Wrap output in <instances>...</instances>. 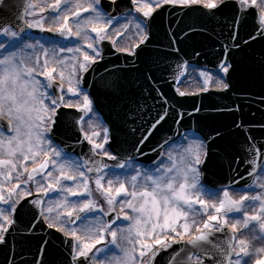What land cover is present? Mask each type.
<instances>
[{"label": "snow or ice", "instance_id": "snow-or-ice-1", "mask_svg": "<svg viewBox=\"0 0 264 264\" xmlns=\"http://www.w3.org/2000/svg\"><path fill=\"white\" fill-rule=\"evenodd\" d=\"M7 7L0 0V8ZM110 7L119 8L120 0H110ZM29 8L35 5L25 4L14 17L0 18L3 264H16V249L32 240L37 247L29 264H154L161 251L175 244L184 254L180 264H264V143L248 135L245 147L237 149L221 128L212 127L203 137L158 142L151 151L159 159L147 167L136 154L146 155L143 147L167 119L177 125L184 120V112L170 117L165 107L134 140L132 154L113 147L128 123L120 106L133 83L131 73L152 79L153 66L180 53L195 35L215 34L225 50L218 66L224 75L200 71L199 92L228 91L237 70L235 57L253 44L262 46L264 67V0H128L122 31H111L118 20L102 0H52L40 8L41 13L51 10V22L36 18ZM168 8L180 10L189 22L166 31L167 43L152 47L157 17ZM30 29L75 38L76 44L42 42L27 35ZM129 31L130 42L120 46L118 39ZM106 40L131 67L114 64L110 71L105 66L107 75L89 84V75L104 61ZM137 62L143 71L135 67ZM187 67L188 61L177 64L183 72ZM177 92L180 97L195 94ZM105 108L116 118L105 117ZM233 125L243 127L242 122ZM77 131L90 146L82 158L74 157L71 145L57 136ZM137 131L129 128L128 134ZM177 149L181 151L174 155ZM105 159L123 171L112 173ZM240 163L248 165L252 183L237 190L243 192L238 199L227 188L205 186L213 170L218 174L225 164L231 168Z\"/></svg>", "mask_w": 264, "mask_h": 264}, {"label": "water", "instance_id": "water-1", "mask_svg": "<svg viewBox=\"0 0 264 264\" xmlns=\"http://www.w3.org/2000/svg\"><path fill=\"white\" fill-rule=\"evenodd\" d=\"M102 2L107 12L112 16L126 15L128 0H120V7L116 9L110 7V0H102ZM5 3L8 7L0 8V13H16L27 4V0H5ZM188 22L180 10L168 8L161 16L157 17L153 29L154 43L152 47L157 46V42L161 41L166 44L165 32H175L178 27L184 26ZM217 31H219L218 28ZM241 35L245 36V33L242 31ZM104 49V61L96 66V72L89 75V84L98 80L100 76L107 75L105 66L110 71L113 70L114 64L120 69L131 67L124 54L116 53L109 42L105 41ZM193 49L200 55L196 56ZM224 52L225 50L221 48L215 34L210 32L199 34L195 35L187 45L182 46L180 53H176L168 60L158 61L153 66L152 79H145L141 73L132 72L133 83L128 90L126 103L120 106L122 114L128 113V123L124 125V130L119 133L113 147L124 155L132 154L134 140L150 127L157 114L162 113L165 107L168 108L170 117L174 112H184V120L181 125H177L172 118H169L153 133L147 145L143 147V152L146 155L136 154L137 159L143 164L150 165L159 159L156 153L151 151V148L158 142H162L168 137L179 139L188 130H193L203 137L211 131L212 127H219L235 142L237 149L241 150L245 147L248 135H251L258 144L264 143V129L260 128V125L264 124V67L261 66L262 46L260 44H253L251 48L237 54L235 57L237 70L231 73L232 86L228 91L209 89L208 92H198L185 97L178 95L176 87L186 74L182 69L177 68L178 63L188 61V64L203 70L218 72ZM118 57L119 59H117ZM135 67L141 68L143 71V66L139 62ZM160 93H163V98ZM165 98L167 105L164 103ZM194 107L201 108V112H194ZM237 109L239 110L237 111ZM188 113L193 114L189 116ZM104 115L107 118H116L107 108L104 110ZM205 117L207 118L205 119ZM233 121L242 122L243 127L236 128ZM129 128H136L138 131L133 136L128 134ZM57 136L59 140L71 145L72 153L80 158L89 154L90 146L83 141V137L79 136L78 131L61 132ZM104 162L110 168L115 163L106 159ZM247 170L248 165L245 163L233 164L231 168L225 164L221 172L217 174L213 170V174L203 182L212 189L244 188L246 184L252 182L247 175ZM39 235H44V233H39ZM36 247L35 240L25 242L23 248L18 247L14 256L16 264H29ZM183 256L181 245L175 244L166 251H161L155 257L154 264H180ZM3 261L4 253L0 252V264H3Z\"/></svg>", "mask_w": 264, "mask_h": 264}, {"label": "flooded vegetation", "instance_id": "flooded-vegetation-1", "mask_svg": "<svg viewBox=\"0 0 264 264\" xmlns=\"http://www.w3.org/2000/svg\"><path fill=\"white\" fill-rule=\"evenodd\" d=\"M40 2H41V0H28V4H34V5H35V9H34V11H35L36 14H37L36 18H39L40 16H43V17L46 18V20H47L48 22H51V20H52V16H51V14H50V10H46V11H44L43 13L40 12V8H41V7H44L48 2H45V4H44L43 6H41V3H40ZM31 10H32L31 8L28 9L29 12H30ZM124 18H125V17H123V18L120 17V19H122V20H124ZM29 19L31 20L32 17L29 16ZM120 19H119V20H120ZM119 22H121V21H119ZM119 22H118V23H119ZM116 24H117V22L114 21V25H113V28H112L111 31H116ZM27 35L32 36V37L39 38L42 42H43V41H47V40H49V39H55L56 42L59 43L60 45H63V46H65V47H70V46H69V42H62V41H59L57 38L52 37V36H44V35H42V32H40L39 29H30V30L27 32ZM0 39H4V38H3V37H0ZM128 40L130 41V38H128ZM30 42H33V41H30ZM121 46H123V45H121ZM61 55H67V56H68V53H64V54H61Z\"/></svg>", "mask_w": 264, "mask_h": 264}, {"label": "trees", "instance_id": "trees-1", "mask_svg": "<svg viewBox=\"0 0 264 264\" xmlns=\"http://www.w3.org/2000/svg\"><path fill=\"white\" fill-rule=\"evenodd\" d=\"M118 27H121L120 25L116 26V29H118ZM198 69L191 67L189 69V72L186 76V78L183 80V82L177 87V89L179 91H186L189 93L192 92H196L199 90V88L203 85V78H201L198 74H197ZM214 76H223L222 72L213 74ZM231 193H239L240 195L243 194L242 191H237V190H230ZM260 191V190H259Z\"/></svg>", "mask_w": 264, "mask_h": 264}, {"label": "rangeland", "instance_id": "rangeland-1", "mask_svg": "<svg viewBox=\"0 0 264 264\" xmlns=\"http://www.w3.org/2000/svg\"><path fill=\"white\" fill-rule=\"evenodd\" d=\"M52 2V0H41V6H43L44 4H45V2H49V3H51ZM48 4V3H47ZM34 9H32L30 12H32ZM51 11V10H50ZM125 22H126V20H125V18H124V20L122 21V23H121V27H123V25L125 24ZM118 28H120V27H118ZM131 35H132V32L131 31H129V32H127V33H125L124 34V36L120 39V43L118 42V44L121 46V45H126L127 43H129L130 41L128 40V38H131ZM76 44V39L75 38H73V40L69 43V46L70 47H72V46H74ZM71 55V53H68V56H70ZM199 70L197 71V74L199 75ZM185 135H187L188 137H189V139H193L194 138V133L192 134L191 132H188V133H185L184 134V136ZM183 136V137H184ZM181 151V149H177L176 150V152L174 153V155H178L179 154V152ZM111 174L112 173H110L109 174V176L111 177ZM260 189L259 188H256L255 186H254V191H259ZM230 193H231V191H230ZM240 193V192H239ZM239 193H231L232 195H233V198H235V199H238L239 198ZM222 194V193H221ZM53 196H55V194H52ZM73 199H75V198H73ZM101 203H103V201H101ZM232 214H230V216H231ZM236 215H239V214H236ZM197 219H200V217H197ZM121 221H122V217H121ZM121 221H118L117 223L119 224V223H121ZM246 235H248L249 236V238H251V235H252V233H247ZM117 251V254H119V250H116Z\"/></svg>", "mask_w": 264, "mask_h": 264}]
</instances>
